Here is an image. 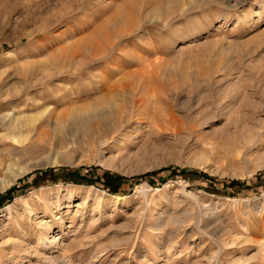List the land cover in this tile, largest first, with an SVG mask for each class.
Returning <instances> with one entry per match:
<instances>
[{"label":"rangeland","instance_id":"obj_1","mask_svg":"<svg viewBox=\"0 0 264 264\" xmlns=\"http://www.w3.org/2000/svg\"><path fill=\"white\" fill-rule=\"evenodd\" d=\"M0 121V264H264V0H0Z\"/></svg>","mask_w":264,"mask_h":264},{"label":"bare ground","instance_id":"obj_2","mask_svg":"<svg viewBox=\"0 0 264 264\" xmlns=\"http://www.w3.org/2000/svg\"><path fill=\"white\" fill-rule=\"evenodd\" d=\"M152 1V0H151ZM170 3V2H169ZM122 110L120 109V108H112V110L111 111H108V112H102V113H100V114H98V118H106V117H109L110 119H112V120H118V119H120V117H121V115H122ZM75 116V115H74ZM76 119H79V117L76 115L75 116V118H74V120H76ZM4 122V121H3ZM0 124H1V121H0ZM84 125V126H83ZM81 126H83V128H84V131H86V132H90V133H93V128H92V126L90 125V123H89V120H87V119H84V120H81L80 122H79V124H78V127H81ZM18 154H20V155H27L28 154V151H24V152H22V153H19L18 151L17 152H15V155H18ZM28 171V169H26L24 172H27ZM110 197H112V198H118L117 196H115V195H110ZM42 223V222H41ZM44 226H46V223H45V225H42V224H40V227H44ZM16 246V245H15ZM17 247H19L18 245L16 246V248H15V252L20 256L22 253H25V255H26V251L21 247H19V248H17ZM11 256V255H10ZM23 258V257H22ZM18 262V261H17ZM10 263V262H9Z\"/></svg>","mask_w":264,"mask_h":264},{"label":"trees","instance_id":"obj_3","mask_svg":"<svg viewBox=\"0 0 264 264\" xmlns=\"http://www.w3.org/2000/svg\"><path fill=\"white\" fill-rule=\"evenodd\" d=\"M104 177H106V178H108V179H109V178H110V179H111V178L114 179L110 174H106ZM108 185H109V184H108ZM111 191H112V190H111Z\"/></svg>","mask_w":264,"mask_h":264}]
</instances>
